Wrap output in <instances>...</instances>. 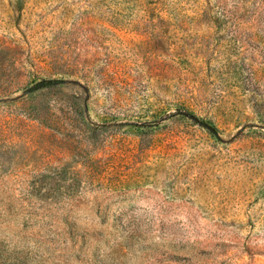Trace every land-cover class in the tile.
Here are the masks:
<instances>
[{"label":"rangeland","instance_id":"rangeland-1","mask_svg":"<svg viewBox=\"0 0 264 264\" xmlns=\"http://www.w3.org/2000/svg\"><path fill=\"white\" fill-rule=\"evenodd\" d=\"M0 264H264V0H0Z\"/></svg>","mask_w":264,"mask_h":264}]
</instances>
